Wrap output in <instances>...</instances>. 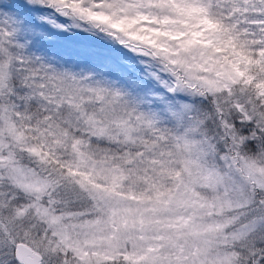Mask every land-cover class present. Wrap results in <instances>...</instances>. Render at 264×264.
Instances as JSON below:
<instances>
[{
  "label": "snow or ice",
  "instance_id": "6c2138e0",
  "mask_svg": "<svg viewBox=\"0 0 264 264\" xmlns=\"http://www.w3.org/2000/svg\"><path fill=\"white\" fill-rule=\"evenodd\" d=\"M0 264H264V0H0Z\"/></svg>",
  "mask_w": 264,
  "mask_h": 264
}]
</instances>
